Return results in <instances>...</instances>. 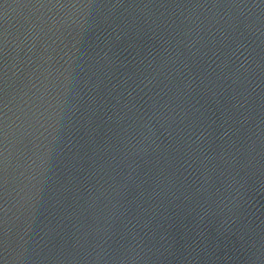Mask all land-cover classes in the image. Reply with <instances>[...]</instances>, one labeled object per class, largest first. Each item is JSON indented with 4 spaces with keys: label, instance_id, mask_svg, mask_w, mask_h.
I'll return each mask as SVG.
<instances>
[{
    "label": "water",
    "instance_id": "95a60500",
    "mask_svg": "<svg viewBox=\"0 0 264 264\" xmlns=\"http://www.w3.org/2000/svg\"><path fill=\"white\" fill-rule=\"evenodd\" d=\"M0 264H264V0H0Z\"/></svg>",
    "mask_w": 264,
    "mask_h": 264
}]
</instances>
